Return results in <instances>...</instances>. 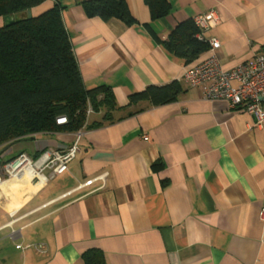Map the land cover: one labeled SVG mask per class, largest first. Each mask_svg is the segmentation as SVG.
<instances>
[{"label":"crops","instance_id":"obj_1","mask_svg":"<svg viewBox=\"0 0 264 264\" xmlns=\"http://www.w3.org/2000/svg\"><path fill=\"white\" fill-rule=\"evenodd\" d=\"M83 1L46 0L30 12L59 3L87 88L109 85L122 107L149 85L177 80L183 91L171 103H143L139 113L84 130L68 170L13 217L5 212L0 230L11 229L19 252L3 264H84L89 249L106 264H264V123L255 126L225 100L204 99L182 79L186 67L212 54L222 70L261 54L264 0H168L170 14L156 20L143 0H125L132 26L85 18ZM211 11L220 23L204 37L216 38L218 49L184 64L163 48L178 23ZM74 140L68 132L36 133L0 149L36 156Z\"/></svg>","mask_w":264,"mask_h":264},{"label":"trees","instance_id":"obj_2","mask_svg":"<svg viewBox=\"0 0 264 264\" xmlns=\"http://www.w3.org/2000/svg\"><path fill=\"white\" fill-rule=\"evenodd\" d=\"M45 1L0 0V17L31 10ZM143 1L151 20L171 12L168 0ZM81 6L85 18H116L127 26L136 23L125 0H85ZM198 31L192 19L182 21L161 45L188 64L209 49L208 43L195 37ZM182 91L177 80L149 85L132 92L122 107L109 85L87 88L57 2L25 21L0 25V147L36 133L100 128L141 112L143 103H171ZM119 113L123 114L116 116ZM59 116H65L67 122L57 124ZM81 258L84 264H106L97 249L87 250Z\"/></svg>","mask_w":264,"mask_h":264},{"label":"built area","instance_id":"obj_3","mask_svg":"<svg viewBox=\"0 0 264 264\" xmlns=\"http://www.w3.org/2000/svg\"><path fill=\"white\" fill-rule=\"evenodd\" d=\"M192 20L199 29L195 37L208 43L210 51L218 49L219 41L216 38H205L204 31L218 26L219 16L211 11L205 15H195ZM182 79L189 87H199L204 99L225 100L230 108L242 110L252 116L255 126H261L264 123V46L263 52L256 55L252 62H242L229 70H222L216 56L212 54L186 67ZM66 122L65 116L56 118V123L59 125ZM83 133V129L74 132L75 140L66 148L49 147L36 156L19 152L0 164V208L13 217L29 199V197L25 198V193L31 189L32 184L42 180L39 186L41 188L66 172L68 164L78 153L77 139ZM17 200L25 201L13 212L4 206ZM31 246L38 251L42 249L41 244ZM15 247L21 248V245L18 244Z\"/></svg>","mask_w":264,"mask_h":264},{"label":"rangeland","instance_id":"obj_4","mask_svg":"<svg viewBox=\"0 0 264 264\" xmlns=\"http://www.w3.org/2000/svg\"><path fill=\"white\" fill-rule=\"evenodd\" d=\"M31 11V10H30ZM32 14V12H31ZM30 155L31 152L27 151ZM11 153H5L2 149H0V161H5L7 159H10ZM1 164V162H0ZM50 187L45 189L40 195H38L35 199L32 200V202L25 207V209L35 206L36 204L40 203L42 200L45 199V196L49 195L50 193ZM9 220L8 215L0 208V225L3 223H6ZM11 229L10 228H3L0 230V264H3L4 260L8 261L10 258L13 257L14 254H17L19 251H16L14 249V241L12 240V237L10 236ZM25 232L23 231V234ZM28 237V235L26 234ZM22 239H20L21 241Z\"/></svg>","mask_w":264,"mask_h":264},{"label":"water","instance_id":"obj_5","mask_svg":"<svg viewBox=\"0 0 264 264\" xmlns=\"http://www.w3.org/2000/svg\"><path fill=\"white\" fill-rule=\"evenodd\" d=\"M32 16L30 10H26V11H21L9 16H5L4 17V25H9L11 23H17V22H21V21H25L27 19H29Z\"/></svg>","mask_w":264,"mask_h":264},{"label":"bare ground","instance_id":"obj_6","mask_svg":"<svg viewBox=\"0 0 264 264\" xmlns=\"http://www.w3.org/2000/svg\"><path fill=\"white\" fill-rule=\"evenodd\" d=\"M49 176V175H48ZM43 181L40 180L39 182H37L36 184H32L31 185V189H29L28 191H26L25 193V198L27 199L28 197H30L33 192L39 188V186L41 185ZM23 201L25 200H17L15 202H12V203H7L5 204L4 206L10 211V212H13V210H15Z\"/></svg>","mask_w":264,"mask_h":264}]
</instances>
